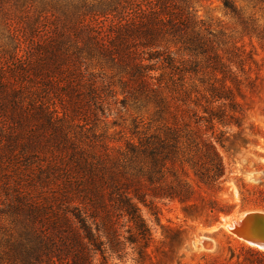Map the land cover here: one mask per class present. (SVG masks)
I'll use <instances>...</instances> for the list:
<instances>
[{"label":"trees","instance_id":"obj_1","mask_svg":"<svg viewBox=\"0 0 264 264\" xmlns=\"http://www.w3.org/2000/svg\"><path fill=\"white\" fill-rule=\"evenodd\" d=\"M20 1L0 0V264H109L128 249L145 264L139 205L176 200L196 214L205 200L206 225L232 213L215 196L229 172L211 136L242 127L251 54L220 52L186 0ZM112 104L149 111L116 149L97 130ZM237 186L239 211H264L263 184ZM237 248L264 264V251ZM230 253L209 264H245Z\"/></svg>","mask_w":264,"mask_h":264},{"label":"rangeland","instance_id":"obj_2","mask_svg":"<svg viewBox=\"0 0 264 264\" xmlns=\"http://www.w3.org/2000/svg\"><path fill=\"white\" fill-rule=\"evenodd\" d=\"M186 1L197 18L217 36L215 43L220 52L224 53L233 46L243 55L251 54L254 63L246 61L245 69L250 68L249 77L254 80L255 86L237 92V98L244 104L246 110L242 127H231L222 140L216 138L218 131L211 136L214 147L229 172L222 190L215 196L228 203H235L236 207L229 215L220 214L216 222L206 225L203 211L205 200L200 201L201 209L196 214H194L195 210L186 209L185 205L176 200L156 201V211L139 205V213L150 228L153 237V243L147 250L148 257L145 264H209L208 255L229 259L231 251L234 252L232 260L237 256L241 260L244 258L246 264L259 259L260 256L239 251L237 244L245 243L232 235L223 225L231 219L241 218L247 212L238 209L239 182L264 185V41L260 42L254 34L246 31L240 22L244 20L249 25L254 23L259 29H264L262 5L253 6L250 0H232L239 10L238 18L224 9L222 0ZM19 4H32L33 7L41 8V0H21ZM232 64L233 70L244 79L234 61ZM112 79L115 81V78ZM114 85L118 90L116 82ZM148 112L146 109L138 110L131 104H127L124 108L112 104L97 130L104 134L109 146L116 149V145H121L122 140L128 137L132 119L147 116ZM250 123L255 126L253 131L250 130ZM118 139L120 141H117ZM203 194L212 195L209 192ZM186 215L190 217L186 218ZM124 221L120 222L124 224L121 228L123 235L126 234ZM126 251L120 259L115 256L109 258V264H138L137 255L130 249Z\"/></svg>","mask_w":264,"mask_h":264},{"label":"water","instance_id":"obj_3","mask_svg":"<svg viewBox=\"0 0 264 264\" xmlns=\"http://www.w3.org/2000/svg\"><path fill=\"white\" fill-rule=\"evenodd\" d=\"M230 233L245 244L264 250V211L250 210L231 220Z\"/></svg>","mask_w":264,"mask_h":264},{"label":"bare ground","instance_id":"obj_4","mask_svg":"<svg viewBox=\"0 0 264 264\" xmlns=\"http://www.w3.org/2000/svg\"><path fill=\"white\" fill-rule=\"evenodd\" d=\"M244 215H245V213H244ZM244 215H243V216H244ZM243 216H242V217H243ZM237 219H238V218H237ZM237 219H236V220H237ZM231 220H232V219H231ZM231 220H230L227 224H224V225H223L228 231H230L229 227L232 226Z\"/></svg>","mask_w":264,"mask_h":264}]
</instances>
